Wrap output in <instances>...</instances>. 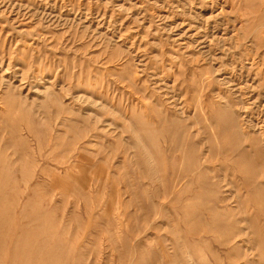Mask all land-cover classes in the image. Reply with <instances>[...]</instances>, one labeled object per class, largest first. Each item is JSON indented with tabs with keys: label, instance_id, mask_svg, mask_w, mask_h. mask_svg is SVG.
<instances>
[{
	"label": "rangeland",
	"instance_id": "rangeland-1",
	"mask_svg": "<svg viewBox=\"0 0 264 264\" xmlns=\"http://www.w3.org/2000/svg\"><path fill=\"white\" fill-rule=\"evenodd\" d=\"M263 49L264 0H0V264H264Z\"/></svg>",
	"mask_w": 264,
	"mask_h": 264
},
{
	"label": "bare ground",
	"instance_id": "bare-ground-1",
	"mask_svg": "<svg viewBox=\"0 0 264 264\" xmlns=\"http://www.w3.org/2000/svg\"><path fill=\"white\" fill-rule=\"evenodd\" d=\"M242 28L244 29V32L241 33V32L239 31V32L237 33V35H236V39H241V40H243V39H245L246 37H249V36L252 37V35L254 34V31H255V30H253L252 28L249 29V27H247L246 24H243V25H242ZM257 28H258V26H257ZM257 28H256V29H257ZM254 35H255V34H254ZM261 35H262V34H261ZM258 36H259V35H258ZM232 37H233V36H232ZM260 37H261V36H260ZM238 42H239V41H238ZM248 43H249V42H248ZM248 43H247V44H248ZM220 44H221V43H220ZM236 44H237V42H236ZM242 44H243V43H242ZM242 44H239V45H242ZM237 45H238V44H237ZM237 45H236V46H237ZM244 45H245V43H244ZM248 46H249V45H248ZM238 48H239V47H238ZM247 48H249V47H247ZM252 49H253V48H252ZM263 50H264V49H263ZM260 52H261V51H260ZM245 54H246V53H245ZM250 54H251V53H250ZM246 55H247V54H246ZM254 56H255V54H254ZM238 59H239V58H238ZM250 59H251V58H250ZM252 60H253V59H252ZM254 60H255V59H254ZM251 63H253V62H251ZM251 81H252V80H251ZM207 85H208V84H207ZM249 85H250V84H249ZM248 100H249V99H248ZM245 105L247 106V104H245ZM144 106H145V105H144ZM159 106H160V105H159ZM249 106H250V105H249ZM200 107H201V105H200ZM236 107H237V106H236ZM143 108L145 109V107H143ZM168 108H169V107H168ZM201 108H202V107H201ZM200 110H201V109H200ZM159 111H160V110H159ZM208 111H209V110H208ZM213 111H214V110H213ZM202 112H203V110H202ZM207 113H208V112H207ZM214 113H215V112H214ZM174 114H175V113H174ZM174 114H173V115H174ZM254 114H255V113H254ZM161 115H162V114H161ZM203 116H204V115H203ZM175 117H176V115H175ZM177 117H178V116H177ZM177 117H176V119H177ZM181 118H182V117H181ZM186 118H187V117H185V119H186ZM204 118H205V117H204ZM176 119H175V120H176ZM169 120H170V119H169ZM206 120H207V119H206ZM207 122H208V120H207ZM146 123H147V122H146ZM240 123H241V122H239V124H240ZM209 124H211V123H209ZM241 124H242V123H241ZM234 125H235V123H234ZM253 125H254V124H253ZM180 127H181V126H180ZM180 127H179V129H180ZM182 127H183V126H182ZM253 127H254V126H253ZM253 127H252V128H253ZM240 128H241V126H240ZM261 129H262V128H261ZM183 130H184V129H183ZM183 130H182V131H183ZM243 130H244V129H243ZM253 130H254V129H253ZM253 130H252V131H253ZM249 131H250V130H249ZM249 131L247 132V131L244 130V131H242V132H244V134H245L246 137H249V134H251V132H249ZM256 131H257V130H256ZM174 132H176V131H174ZM238 132L241 134V130L239 131V129H238ZM238 132H237V133H238ZM169 133H171V132H169ZM180 133H181V132H180ZM239 133H238V135H239ZM173 134H174V133H173ZM177 134H178V132H177ZM233 134H234V133H233ZM252 134H253V133H252ZM170 135H171V134H170ZM174 136H175V135H174ZM214 136H215V135H214ZM218 136H219V135H218ZM251 136H252V135H251ZM169 137H170V136H169ZM215 137H216V136H215ZM152 138H153V137H152ZM237 138H238V137H237ZM254 138H256V137H254ZM261 138H262V139L264 138V137H262V133H261ZM136 139H137V138H136ZM147 139H148V138H147ZM170 139H171V138H170ZM216 139H217V138H216ZM233 139H234V138H233ZM153 140H154V139H153ZM156 140H157V139H156ZM168 140H169V139H168ZM172 140H173V139H172ZM254 140H256V139H254ZM163 141H165V140H163ZM174 141H175V140H174ZM156 142H157V141H156ZM169 142H170V141H169ZM217 142H218V141H217ZM255 143H256V142H255ZM163 144H164V143H163ZM164 145H165V144H164ZM161 150H163V149H161ZM245 151H247V150H245ZM245 151H244V152H245ZM206 153H207V152H206ZM242 154H243V153H242ZM205 156H206V155H205ZM177 159H178V158H177ZM187 159H188V158H187ZM191 159H192V158H191ZM191 159H190V160H191ZM193 159H194V158H193ZM193 159H192V160H193ZM248 160H249V159H248ZM248 160H247V161H248ZM198 161H199V160H198ZM262 161H263V160H262ZM262 161H261V162H262ZM150 162H151V161H150ZM187 162H188V161H187ZM189 162H190V161H189ZM250 162H252V161H250ZM182 163H183V162H182ZM247 163H248V162H247ZM187 164H188V163H187ZM196 164H197V163H196ZM198 164H199V163H198ZM204 164H205V163H204ZM204 164H203V165H204ZM251 164H252V163H251ZM163 165H164V164H163ZM189 165H190V163H189ZM191 165H192V164H191ZM181 166H183V164H182ZM190 167H191V166H190ZM186 168H187V167H186ZM200 168H201V167H200ZM202 168L205 169L204 167H202ZM202 168H201V169H202ZM190 169H191V168H190ZM190 169H189V170H190ZM202 171H203V170H202ZM252 171H253V170H252ZM191 172H192V171H191ZM260 173H261V172H260ZM254 174H256V173H254ZM191 175H192V174H191ZM196 178H197V177H196ZM245 179H247V178H245ZM200 180H201V179H200ZM240 180H241V179H240ZM248 180H249V179H248ZM240 184H241V183H240ZM242 185H243V184H242ZM219 189H220V188H219ZM217 190H218V188H217ZM246 191H247V190H246ZM246 191H245V192H246ZM211 193H213V192H211ZM248 193H249V192H248ZM213 194H214V193H213ZM217 196H218V193H217ZM224 196H225V195H224ZM248 196H249V195H248ZM219 197H220V196H219ZM249 197H250V196H249ZM216 200H217V199H216ZM231 200H232V199H231ZM216 202H217V201H216ZM259 202H260V200H259ZM217 203H218V202H217ZM229 203H230V202H229ZM216 205H217V204H216ZM230 205H231V204H230ZM224 207H225V206H224ZM230 207H232V206H230ZM235 207H236V206H235ZM237 207H238V206H237ZM237 207H236V208H237ZM217 208H218V207H217ZM220 208H221V207H220ZM220 208H218V209H220ZM236 211H237V210H236ZM254 212H255V211H254ZM254 212H253V214H254ZM253 214H252V215H253ZM252 215H251V217H252ZM258 215H260V214L258 213ZM233 216H234V214H233ZM234 217H235V216H234ZM231 218H233V217L231 216ZM237 219H238V218H237ZM263 219H264V216H263ZM231 220H232V219H231ZM231 220H230V221H231ZM228 221H229V220H228ZM234 221H235V220H234ZM237 222H238V221H237ZM232 223H233V222H232ZM263 223H264V220H263ZM237 224H238V223H237ZM232 225H233V224H232ZM230 226H231V224H230ZM232 227H233V226H232ZM263 227H264V226H263ZM240 228H241V227H240ZM228 232H229V231H228ZM263 232H264V231H263ZM228 234H229V233H228ZM228 234H227V235H228ZM234 234H235V233H234ZM230 235H231V234H230ZM256 235H257V234H256ZM258 235H259V234H258ZM233 237H234V236H232V238H233ZM225 238H227V236H226ZM234 240H235V238H234ZM232 241H233V240H232ZM226 242H228V241H226ZM229 242H230V241H229ZM223 243H225V242H223ZM216 244H217V243H216ZM218 244H219V243H218ZM229 244H231V243H229ZM216 246H217V245H216ZM220 247H221V246H220ZM224 247H225V246H224ZM216 248H217V247H216ZM227 248H228V247H227ZM262 249H263V247L261 248V250H262ZM262 251H263V250H262ZM219 253H220V252H219ZM224 254H226V253H224ZM225 256H226V255H225ZM233 259H234V258H233ZM223 260H224V259H223ZM192 261H193V260H192ZM226 261H227V260H226ZM228 261H229V260H228ZM220 262H221V260H220ZM206 263H207V262H206ZM221 263H222V262H221ZM219 264H220V263H219ZM222 264H223V263H222ZM240 264H241V263H240Z\"/></svg>",
	"mask_w": 264,
	"mask_h": 264
}]
</instances>
